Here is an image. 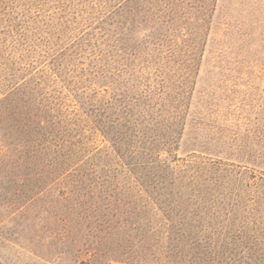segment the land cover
<instances>
[{
  "label": "trees",
  "instance_id": "1",
  "mask_svg": "<svg viewBox=\"0 0 264 264\" xmlns=\"http://www.w3.org/2000/svg\"><path fill=\"white\" fill-rule=\"evenodd\" d=\"M219 14L0 0V162L21 215L81 219L109 260L264 264V97L242 90L264 63Z\"/></svg>",
  "mask_w": 264,
  "mask_h": 264
},
{
  "label": "rangeland",
  "instance_id": "2",
  "mask_svg": "<svg viewBox=\"0 0 264 264\" xmlns=\"http://www.w3.org/2000/svg\"><path fill=\"white\" fill-rule=\"evenodd\" d=\"M218 12L220 17L232 14L240 20L248 34L242 40L243 52L254 53L264 63V0H218ZM205 73L203 64L200 75ZM250 85L243 81L245 98L251 91L264 97V78L255 80V89ZM4 185L0 162V264H133L107 259L110 239L79 218L68 221L66 227L53 220L30 222L34 213L21 215L18 196L13 191L7 193Z\"/></svg>",
  "mask_w": 264,
  "mask_h": 264
}]
</instances>
